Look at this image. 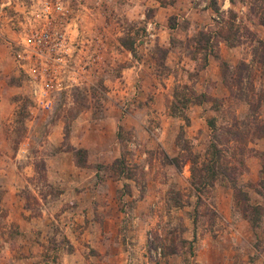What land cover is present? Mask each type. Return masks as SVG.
Segmentation results:
<instances>
[{
  "label": "rangeland",
  "instance_id": "rangeland-1",
  "mask_svg": "<svg viewBox=\"0 0 264 264\" xmlns=\"http://www.w3.org/2000/svg\"><path fill=\"white\" fill-rule=\"evenodd\" d=\"M58 1L100 60L42 112L0 30V264H264V0Z\"/></svg>",
  "mask_w": 264,
  "mask_h": 264
},
{
  "label": "built area",
  "instance_id": "built-area-1",
  "mask_svg": "<svg viewBox=\"0 0 264 264\" xmlns=\"http://www.w3.org/2000/svg\"><path fill=\"white\" fill-rule=\"evenodd\" d=\"M70 20L58 0H0V30L13 32L7 47L42 112L52 109L56 96L79 86L100 60V51L90 52L74 38ZM153 31L146 29L147 42L155 38Z\"/></svg>",
  "mask_w": 264,
  "mask_h": 264
},
{
  "label": "trees",
  "instance_id": "trees-1",
  "mask_svg": "<svg viewBox=\"0 0 264 264\" xmlns=\"http://www.w3.org/2000/svg\"><path fill=\"white\" fill-rule=\"evenodd\" d=\"M213 177H216V175L213 174ZM242 198H243L244 201H246V202L249 201V199H250L249 196H248L247 194H243V195H242ZM253 224H254V226H257V222H254Z\"/></svg>",
  "mask_w": 264,
  "mask_h": 264
},
{
  "label": "crops",
  "instance_id": "crops-1",
  "mask_svg": "<svg viewBox=\"0 0 264 264\" xmlns=\"http://www.w3.org/2000/svg\"><path fill=\"white\" fill-rule=\"evenodd\" d=\"M221 1V0H220ZM229 0H223V2H224V4H226V2H228ZM219 4H220V2H219ZM213 17V16H212Z\"/></svg>",
  "mask_w": 264,
  "mask_h": 264
}]
</instances>
